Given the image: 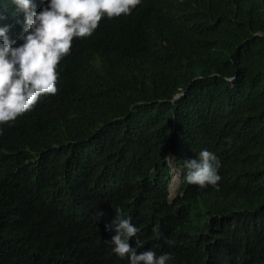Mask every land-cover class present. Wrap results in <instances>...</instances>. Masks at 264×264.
<instances>
[{
    "label": "trees",
    "instance_id": "obj_1",
    "mask_svg": "<svg viewBox=\"0 0 264 264\" xmlns=\"http://www.w3.org/2000/svg\"><path fill=\"white\" fill-rule=\"evenodd\" d=\"M57 73L55 95L0 125V264H125L117 209L137 254L264 264L249 223L264 204V0H141L75 38ZM170 150L218 153L221 188L171 201Z\"/></svg>",
    "mask_w": 264,
    "mask_h": 264
},
{
    "label": "clouds",
    "instance_id": "obj_2",
    "mask_svg": "<svg viewBox=\"0 0 264 264\" xmlns=\"http://www.w3.org/2000/svg\"><path fill=\"white\" fill-rule=\"evenodd\" d=\"M6 2L7 9L0 7V125L15 121L35 108L44 95L57 93L59 63L70 53L75 38L91 36L104 17L112 19L130 14L141 0H50L45 7L38 0ZM183 95H177L174 100ZM218 158L221 157L215 151L202 150L199 155L192 153L182 161L170 150L167 162L173 176L169 199L182 197L180 190L184 185L198 191L219 190L223 183V163ZM233 176H237V169L228 178ZM240 201L241 197H235L226 206L235 213ZM249 212L250 225L264 236V204L257 205L256 201ZM217 215L224 218L226 212L219 209ZM120 216L121 210L117 209L116 219L112 221L115 234L110 240L113 252L125 257V264H167L171 256L166 250H158L159 257L151 250L137 254L129 241L138 229ZM128 216L136 222L132 215ZM246 264L255 263L246 261Z\"/></svg>",
    "mask_w": 264,
    "mask_h": 264
}]
</instances>
